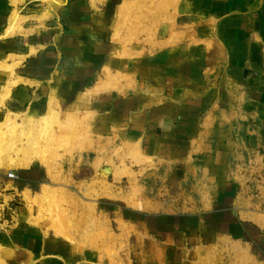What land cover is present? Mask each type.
Masks as SVG:
<instances>
[{
  "label": "rangeland",
  "instance_id": "374dc122",
  "mask_svg": "<svg viewBox=\"0 0 264 264\" xmlns=\"http://www.w3.org/2000/svg\"><path fill=\"white\" fill-rule=\"evenodd\" d=\"M0 157V264H264V0H0Z\"/></svg>",
  "mask_w": 264,
  "mask_h": 264
},
{
  "label": "bare ground",
  "instance_id": "6f19581e",
  "mask_svg": "<svg viewBox=\"0 0 264 264\" xmlns=\"http://www.w3.org/2000/svg\"><path fill=\"white\" fill-rule=\"evenodd\" d=\"M52 116H53V114H52ZM52 116H50V117H52ZM54 117V116H53ZM53 119V118H52ZM5 132H6V130H5ZM30 132V131H29ZM4 133V132H3ZM22 133V132H21ZM20 133V134H21ZM19 134V135H20ZM23 134H24V131H23ZM32 134V133H31ZM17 134H14V136H16ZM3 138H4V136H2ZM5 137H6V135H5ZM26 137V136H25ZM4 139H6V138H4ZM9 139H11L10 137H9ZM9 139L6 141V143H8V141H9ZM5 141V140H4ZM11 141V140H10ZM1 145H3V146H5L6 147V149L9 151L10 149V142H9V144H1ZM12 148V147H11ZM9 162H7V164H8ZM1 165H4V163L2 162V160H1V157H0V166Z\"/></svg>",
  "mask_w": 264,
  "mask_h": 264
},
{
  "label": "built area",
  "instance_id": "2783aa9c",
  "mask_svg": "<svg viewBox=\"0 0 264 264\" xmlns=\"http://www.w3.org/2000/svg\"><path fill=\"white\" fill-rule=\"evenodd\" d=\"M9 177H14V173L10 172L9 174Z\"/></svg>",
  "mask_w": 264,
  "mask_h": 264
}]
</instances>
